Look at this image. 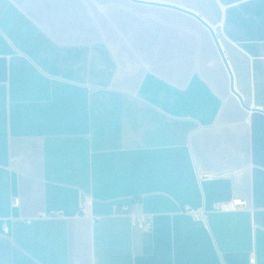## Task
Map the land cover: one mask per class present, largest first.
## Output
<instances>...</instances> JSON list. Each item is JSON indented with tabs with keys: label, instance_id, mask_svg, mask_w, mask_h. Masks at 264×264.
I'll return each mask as SVG.
<instances>
[{
	"label": "crops",
	"instance_id": "1",
	"mask_svg": "<svg viewBox=\"0 0 264 264\" xmlns=\"http://www.w3.org/2000/svg\"><path fill=\"white\" fill-rule=\"evenodd\" d=\"M0 264H264V0H0Z\"/></svg>",
	"mask_w": 264,
	"mask_h": 264
},
{
	"label": "built area",
	"instance_id": "2",
	"mask_svg": "<svg viewBox=\"0 0 264 264\" xmlns=\"http://www.w3.org/2000/svg\"><path fill=\"white\" fill-rule=\"evenodd\" d=\"M247 201L242 198L241 196H235L231 200L224 201L219 203L215 209L217 210H234L239 208L240 206H246ZM132 218V225L136 228H140L143 230H150L153 228V220L150 216H147L144 213L136 212V211H130L129 212ZM251 262L255 261V256L252 255L250 258Z\"/></svg>",
	"mask_w": 264,
	"mask_h": 264
},
{
	"label": "water",
	"instance_id": "3",
	"mask_svg": "<svg viewBox=\"0 0 264 264\" xmlns=\"http://www.w3.org/2000/svg\"><path fill=\"white\" fill-rule=\"evenodd\" d=\"M192 13V12H191ZM193 15H195L196 17H198L199 19H200V17L197 15V14H194V13H192ZM201 20V19H200ZM204 22V21H203ZM205 23V22H204ZM206 24V23H205ZM207 25V24H206ZM208 26V25H207ZM210 27V26H209ZM210 29H211V31H212V33H213V29L210 27ZM213 35H214V38H215V40H216V42L218 43V39H217V37H216V35L213 33ZM218 46H219V44H218ZM221 51V50H220ZM221 53H222V56H223V58H224V61H225V63H226V65L228 66V63H227V60L225 59V57H224V55H223V52L221 51ZM228 68H229V66H228ZM232 90L235 92V90H234V88H233V85H232ZM237 93V92H236Z\"/></svg>",
	"mask_w": 264,
	"mask_h": 264
}]
</instances>
